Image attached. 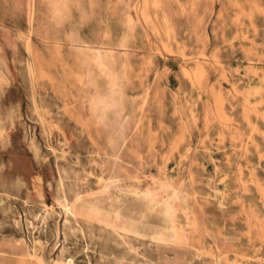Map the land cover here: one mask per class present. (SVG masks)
Wrapping results in <instances>:
<instances>
[{
	"label": "rangeland",
	"instance_id": "obj_1",
	"mask_svg": "<svg viewBox=\"0 0 264 264\" xmlns=\"http://www.w3.org/2000/svg\"><path fill=\"white\" fill-rule=\"evenodd\" d=\"M263 9L0 0V264H264Z\"/></svg>",
	"mask_w": 264,
	"mask_h": 264
},
{
	"label": "bare ground",
	"instance_id": "obj_2",
	"mask_svg": "<svg viewBox=\"0 0 264 264\" xmlns=\"http://www.w3.org/2000/svg\"><path fill=\"white\" fill-rule=\"evenodd\" d=\"M151 1V0H150ZM155 4V3H154ZM264 10V9H263ZM190 29L192 30V32L193 33H198V34H196V36H201V34H200V32L201 31H199V32H195V31H197L198 29H199V24H198V22H197V20L195 19L194 21H192V22H190ZM194 29V30H193ZM29 32V31H28ZM29 35V34H28ZM259 74V73H258ZM254 80V79H253ZM259 83H258V86H255V90L256 91H264V79H262V78H259ZM249 82H250V80H249ZM244 84V83H243ZM191 92V91H190ZM262 94V93H261ZM115 97V96H114ZM223 98V97H222ZM262 98V97H261ZM235 100V99H234ZM237 100V99H236ZM232 102V101H231ZM225 104V103H224ZM264 104V103H263ZM102 106L103 107H105V104H104V102L102 103ZM236 107V106H235ZM223 108V107H222ZM236 109V108H235ZM257 109V108H256ZM111 110V109H110ZM237 110V109H236ZM108 116V115H107ZM111 116H113V115H111ZM114 119V118H113ZM113 121V120H112ZM112 136V135H111ZM115 138V137H114ZM230 158H232V157H230ZM254 159V158H253ZM74 170V169H73ZM245 172V171H244ZM207 174V173H206ZM215 177V176H214ZM122 178V177H121ZM210 178V177H209ZM143 179V178H142ZM102 180V179H101ZM166 181V180H165ZM61 188V187H60ZM59 188V189H60ZM62 189V188H61ZM264 189V188H263ZM61 192V191H60ZM64 199H65V197H64ZM63 199V200H64ZM62 200V199H61ZM65 201H66V199H65ZM126 202V201H125ZM114 203V202H113ZM120 205V204H119ZM260 207V206H259ZM142 210V209H141ZM263 210V209H262ZM144 211V210H143ZM72 212V211H71ZM46 215V214H45ZM46 217V216H45ZM65 217V216H64ZM52 219V218H51ZM75 219V218H74ZM79 222V221H78ZM107 222V221H106ZM53 223V222H52ZM111 225H112V223H111ZM77 229V228H76ZM75 229V230H76ZM68 230V229H67ZM139 230V229H138ZM71 234V233H70ZM113 234V233H112ZM70 236V235H69ZM73 236V235H72ZM74 237V236H73ZM244 240V239H243ZM44 246V245H43ZM129 247V246H128ZM214 247V246H213ZM119 248V247H118ZM121 248V247H120ZM237 248V247H236ZM72 249V248H71ZM112 253V252H111ZM99 256V255H98ZM85 259V258H84ZM121 260V259H120ZM124 260V259H123ZM128 263V262H127Z\"/></svg>",
	"mask_w": 264,
	"mask_h": 264
},
{
	"label": "crops",
	"instance_id": "obj_3",
	"mask_svg": "<svg viewBox=\"0 0 264 264\" xmlns=\"http://www.w3.org/2000/svg\"><path fill=\"white\" fill-rule=\"evenodd\" d=\"M199 30H200V29H199ZM200 31H201V30H200ZM205 33H206V32H205ZM205 33H204V34H205ZM200 34H201V35H203V33H202V32H201Z\"/></svg>",
	"mask_w": 264,
	"mask_h": 264
}]
</instances>
